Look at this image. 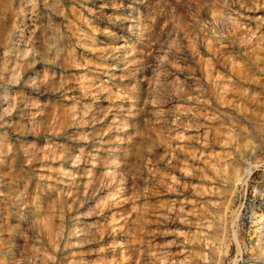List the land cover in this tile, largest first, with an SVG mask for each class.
Segmentation results:
<instances>
[{
	"label": "clouds",
	"instance_id": "9594fccd",
	"mask_svg": "<svg viewBox=\"0 0 264 264\" xmlns=\"http://www.w3.org/2000/svg\"><path fill=\"white\" fill-rule=\"evenodd\" d=\"M0 264H264V0H0Z\"/></svg>",
	"mask_w": 264,
	"mask_h": 264
},
{
	"label": "rangeland",
	"instance_id": "374dc122",
	"mask_svg": "<svg viewBox=\"0 0 264 264\" xmlns=\"http://www.w3.org/2000/svg\"><path fill=\"white\" fill-rule=\"evenodd\" d=\"M112 11L117 12V11H120V10L114 8V9H112ZM109 22H111V21H109ZM115 22H116V23H120L119 17H116V18H115Z\"/></svg>",
	"mask_w": 264,
	"mask_h": 264
}]
</instances>
